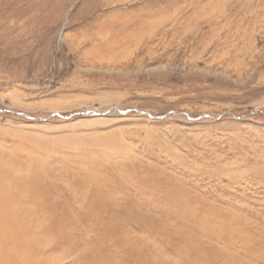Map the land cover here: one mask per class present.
<instances>
[{
	"label": "rangeland",
	"instance_id": "374dc122",
	"mask_svg": "<svg viewBox=\"0 0 264 264\" xmlns=\"http://www.w3.org/2000/svg\"><path fill=\"white\" fill-rule=\"evenodd\" d=\"M0 151L126 199L174 178L264 264V0H0Z\"/></svg>",
	"mask_w": 264,
	"mask_h": 264
},
{
	"label": "bare ground",
	"instance_id": "6f19581e",
	"mask_svg": "<svg viewBox=\"0 0 264 264\" xmlns=\"http://www.w3.org/2000/svg\"><path fill=\"white\" fill-rule=\"evenodd\" d=\"M118 163L113 166H124ZM88 166L80 172L91 175L98 163ZM156 181L138 185V198L126 199L131 179L112 190L106 180L61 181L43 163L18 165L14 156L0 151V264H57L70 258L69 264H255L235 259L230 240L227 249L204 238L209 221L201 198L174 178L161 185ZM106 192L115 199L119 194L120 202ZM234 220L228 219L230 225ZM136 223L154 236L136 234L131 229Z\"/></svg>",
	"mask_w": 264,
	"mask_h": 264
}]
</instances>
